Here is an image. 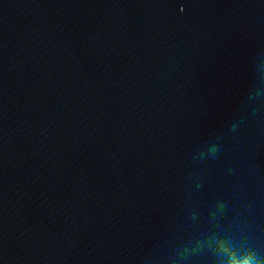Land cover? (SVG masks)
<instances>
[{
  "label": "water",
  "instance_id": "water-1",
  "mask_svg": "<svg viewBox=\"0 0 264 264\" xmlns=\"http://www.w3.org/2000/svg\"><path fill=\"white\" fill-rule=\"evenodd\" d=\"M0 264H264V0H0Z\"/></svg>",
  "mask_w": 264,
  "mask_h": 264
}]
</instances>
